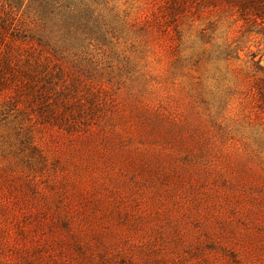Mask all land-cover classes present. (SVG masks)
<instances>
[{"label": "rangeland", "instance_id": "374dc122", "mask_svg": "<svg viewBox=\"0 0 264 264\" xmlns=\"http://www.w3.org/2000/svg\"><path fill=\"white\" fill-rule=\"evenodd\" d=\"M112 5L100 123L41 126L0 97V264H264V44L226 56L215 9Z\"/></svg>", "mask_w": 264, "mask_h": 264}, {"label": "trees", "instance_id": "16d2710c", "mask_svg": "<svg viewBox=\"0 0 264 264\" xmlns=\"http://www.w3.org/2000/svg\"><path fill=\"white\" fill-rule=\"evenodd\" d=\"M114 1L0 0V97L9 95L8 107L21 104L39 125L68 133L100 123L110 93L92 52L109 45L115 26L121 24ZM173 2L175 14L195 15L204 9L226 14L238 34L226 47V56L239 57L247 38L264 44V0ZM163 14L170 16V11ZM251 54L253 92L264 111L263 59Z\"/></svg>", "mask_w": 264, "mask_h": 264}]
</instances>
